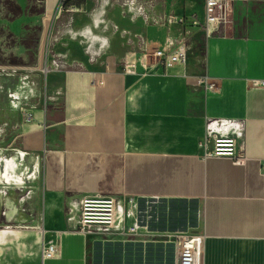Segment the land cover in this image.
<instances>
[{
	"label": "crops",
	"instance_id": "1",
	"mask_svg": "<svg viewBox=\"0 0 264 264\" xmlns=\"http://www.w3.org/2000/svg\"><path fill=\"white\" fill-rule=\"evenodd\" d=\"M8 1L18 13L0 11V80H21L20 69L41 70L57 54L82 64L32 73L58 101L28 125L30 138L45 139L43 228L56 254L17 264H178L179 237L202 233L198 264H264V0L233 1L231 22L204 41L201 64L189 58L146 74L125 67L139 57L127 38L160 46L165 25L132 21L102 0L65 9L62 0ZM158 2L203 19L204 0ZM203 73L214 91L196 83ZM214 119L241 122L240 162L206 155ZM92 194L115 198V232H74L78 200Z\"/></svg>",
	"mask_w": 264,
	"mask_h": 264
},
{
	"label": "built area",
	"instance_id": "2",
	"mask_svg": "<svg viewBox=\"0 0 264 264\" xmlns=\"http://www.w3.org/2000/svg\"><path fill=\"white\" fill-rule=\"evenodd\" d=\"M122 15H129L134 21L140 18L145 24L165 25L168 34L160 46L147 47L144 38L140 34H133L127 38V42L136 46L139 57L131 63L125 62V67H129L136 72L138 67L143 69V74L155 70L156 67H166L167 65H178L184 68L189 60V43L186 35L190 33L191 28H199L203 32L204 41H206L217 29L226 26L231 22L232 3L234 0H204V16L200 21L194 15H177L172 11L162 10L158 12L155 6L158 0H120ZM178 26L179 32L173 33L171 28ZM130 36V34H129ZM80 67L78 61H68L65 54H57L47 64L41 68L42 73L50 70H61L64 67ZM31 70L29 68H22ZM40 69V68H39ZM126 70V68H125ZM15 69H11L13 73ZM24 80H33L23 77ZM196 83L201 86L205 92L216 89V80H212L206 73L196 75ZM22 80V79H21ZM98 85H103V80L96 81ZM264 84V80H262ZM12 106L16 107L19 96L13 92L9 94ZM33 117L26 116V122H32ZM206 134L210 138V148L206 155L223 156L234 162H240L244 158V153L238 152L236 148L237 139L242 137V125L240 121L214 119L206 124ZM207 143V138L203 139V145ZM264 167V161L261 162ZM118 212L116 200L112 196L92 194L82 196L78 200V216L74 232L86 234L90 232H99L102 234L112 233L119 229ZM128 233H134V225L126 228ZM205 235L191 234L181 235L179 237L178 264H198L202 253V246ZM56 254V245L51 241L42 243L41 259L54 257Z\"/></svg>",
	"mask_w": 264,
	"mask_h": 264
},
{
	"label": "rangeland",
	"instance_id": "3",
	"mask_svg": "<svg viewBox=\"0 0 264 264\" xmlns=\"http://www.w3.org/2000/svg\"><path fill=\"white\" fill-rule=\"evenodd\" d=\"M102 1L107 3V10L110 9L118 14V8H120L119 13L121 14L120 0ZM170 6L168 7L174 9L175 14L181 12L176 10L177 6ZM170 8H167V3L155 6L158 12L162 10L168 12ZM1 9V13L8 18H14L18 13V8L8 0H0V11ZM197 13L201 17L202 13L200 10L197 9ZM237 20L235 18L233 21V29ZM176 28L178 30L179 27ZM223 28H221V31H224ZM189 31L190 33L186 35V40L190 46L189 58H194L195 63L196 59H198L196 64H201L204 58L203 32L200 29L197 31L190 29ZM192 40L194 41V46L190 45ZM29 63L32 64L34 62L31 61ZM1 71L6 70L2 69ZM19 71L21 72L22 80H0V156H14L19 163L20 168L18 167L17 169L19 173L28 171L31 168L32 173L36 159L39 158V172L35 173V178L27 180L25 185L11 187L0 185V264H17L15 259L19 258L22 261L23 258L28 256L35 257L39 262L41 260L42 243L48 241L43 228L44 197L48 187V159L44 150L45 139L41 133L36 137V140L34 137H29L31 136L29 135V129L33 126L28 127V125H32L30 123L33 122L34 118L32 122H26L25 117L27 115L33 117L32 113L37 112V116L42 118L49 105L58 101H52L48 97V80H45L43 76L39 80H34L35 76L32 73L37 71L42 74V70L20 69ZM29 76L33 80L23 79V77L31 79ZM10 92L19 94L18 100H14L17 104L14 107V112L10 111V108H12V102L9 97ZM19 119H21L19 123L21 126L18 124ZM28 142L33 150L29 151L27 149L29 154L25 155L23 160H21L15 154L14 149L24 150V147L29 146Z\"/></svg>",
	"mask_w": 264,
	"mask_h": 264
},
{
	"label": "bare ground",
	"instance_id": "4",
	"mask_svg": "<svg viewBox=\"0 0 264 264\" xmlns=\"http://www.w3.org/2000/svg\"><path fill=\"white\" fill-rule=\"evenodd\" d=\"M17 152H18L17 154L20 156H24L26 154L22 150H19V149L17 150ZM21 160H23V158ZM36 160H35L36 161L35 167L33 168L32 173H31L32 168L28 171H24L22 173H19L17 171V169L19 167V163L16 161V158L14 156H11V158H9L8 156H6V157L0 156V185L9 186V187L25 185L27 180L35 178V176H34L35 173L39 172V160L38 159H36ZM25 170H27V169H25ZM25 173H26V175H25ZM27 174H28V176H27Z\"/></svg>",
	"mask_w": 264,
	"mask_h": 264
},
{
	"label": "trees",
	"instance_id": "5",
	"mask_svg": "<svg viewBox=\"0 0 264 264\" xmlns=\"http://www.w3.org/2000/svg\"><path fill=\"white\" fill-rule=\"evenodd\" d=\"M84 2V0H62L61 4H62V7L65 9L71 5H80Z\"/></svg>",
	"mask_w": 264,
	"mask_h": 264
}]
</instances>
